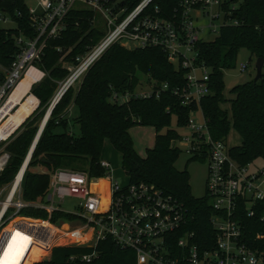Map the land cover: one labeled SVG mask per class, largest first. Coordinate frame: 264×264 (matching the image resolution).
Masks as SVG:
<instances>
[{
  "label": "built area",
  "instance_id": "built-area-1",
  "mask_svg": "<svg viewBox=\"0 0 264 264\" xmlns=\"http://www.w3.org/2000/svg\"><path fill=\"white\" fill-rule=\"evenodd\" d=\"M151 1L139 0L130 9L123 0H34V6L27 7L35 35L15 37L18 51L7 67L0 65V173L9 159L5 146L20 125L14 126L7 119L25 94H30L28 89L14 100L13 91L30 69L39 72V76L29 86L42 78L44 73L35 63L46 40L57 37L64 28L65 14L72 8L88 10L97 16L95 26L99 25L102 34L93 45L73 57L61 86L66 81L72 84L113 44L126 49L157 48L181 71V85L169 88L165 82L150 79L141 90L131 95L111 93L108 100L122 103L129 97L158 98L168 91L181 106L188 108L183 125L187 133L179 134L175 145L185 146L188 157L206 159L202 196L210 208L209 247L199 246L193 231L186 229V210L179 202L145 182L119 183L107 161L101 159L98 164L103 174L97 177L84 169L48 170L43 200L24 201L20 182L31 154L27 150L13 177L0 184V254L10 240L20 250L15 264H33L29 251L34 245L48 244L53 229L59 231L63 243L55 241L47 250L54 245L92 247L99 240L109 239L117 249L131 250L134 264H264L245 237L248 227L245 218H256L264 225V163L249 168L251 162L239 164L232 159L224 139L213 140L209 136L199 107L200 99L210 94V70L198 59L197 43L212 41L222 25L237 24L230 17L234 4L230 0H178L170 17L165 18L158 15L156 6L151 7ZM5 18L0 15V21ZM201 19L206 20L205 24H196ZM218 19L220 24L214 25ZM204 29L209 34L215 33L213 39L199 36ZM55 50L61 51L60 47ZM246 66L243 61L237 69L241 72ZM53 100L54 97L49 105ZM196 111L200 113V121L191 116ZM64 198L76 201L73 210L59 207ZM27 206L43 210L46 217L21 215L20 210ZM56 211L69 218L51 221L50 216ZM262 236L261 232L255 234V238ZM93 255L92 252L80 258L88 261Z\"/></svg>",
  "mask_w": 264,
  "mask_h": 264
},
{
  "label": "trees",
  "instance_id": "trees-1",
  "mask_svg": "<svg viewBox=\"0 0 264 264\" xmlns=\"http://www.w3.org/2000/svg\"><path fill=\"white\" fill-rule=\"evenodd\" d=\"M130 9L139 0H123ZM178 0H152L158 15L169 18ZM234 4L230 17L236 25H222L217 36L208 42L197 43L198 59L209 68L210 94L201 98L199 107L213 140L224 139L229 126L239 137V144L228 153L239 164L259 159L264 163V0H230ZM229 3V4H230ZM225 9H228L227 5ZM0 15L6 16L14 26H0V65L7 67L18 51L15 37H32L34 29L24 0H0ZM97 16L92 12L72 8L64 16V28L57 37L46 40L36 66L44 73L42 78L29 87V93L37 100L36 107L20 123L21 130L6 144L9 153L7 166L0 173V184L8 182L18 170L38 129L41 118L50 104L56 82L67 74L58 58L72 62L73 57L93 45L102 31L95 26ZM60 47L61 51L55 50ZM240 48L250 56L262 58L259 78L234 85L229 103V116L220 107L226 99L222 96L221 74L234 67ZM1 76V73H0ZM143 79H142V78ZM165 82L168 87L181 85V71L169 63L157 48L126 49L111 45L95 60L78 79L75 89L68 86L52 106L39 132L20 182V196L26 202H41L47 190L48 176L32 169L45 170L67 168L86 170L90 176H101L99 166L104 141L119 153L120 167L128 182H145L165 194H169L186 210V229L193 231L202 248L209 247L212 230L208 222L210 208L204 196L193 197L189 192L187 172L173 166L180 150L173 143L179 133L168 128L171 115L175 125L183 126L187 107L165 91L158 98L138 99L129 97L122 103H111V93L133 94L141 90L149 80ZM76 108V115L68 120V108ZM134 125L151 126L153 144L139 155L133 148L128 129ZM74 126L76 127L74 129ZM165 128L163 132L160 129ZM60 129V130H58ZM189 160L196 157H188ZM20 214L32 218H45L46 213L27 206ZM69 218L62 212H53L50 220ZM247 242L264 261V225L256 218H245ZM261 232V238L255 234ZM17 235V233H14ZM60 236L53 229L52 237ZM50 242L47 244L48 246ZM31 251V258L43 254ZM13 244L9 240L0 254V264H15L11 257ZM94 253L88 260L80 257ZM23 264H29L24 262ZM33 264H134L131 250H119L109 239L99 240L92 247L57 246L49 257Z\"/></svg>",
  "mask_w": 264,
  "mask_h": 264
},
{
  "label": "rangeland",
  "instance_id": "rangeland-1",
  "mask_svg": "<svg viewBox=\"0 0 264 264\" xmlns=\"http://www.w3.org/2000/svg\"><path fill=\"white\" fill-rule=\"evenodd\" d=\"M24 3L27 7H33L34 6V0H24ZM220 18H221V15H220ZM205 22H206L205 19H201L200 21L196 22V24H199V25L202 24L203 25V24H205ZM213 24L219 25L220 19H218L217 21H214ZM0 26L3 28H11L14 26V24L8 18H5L3 21H0ZM96 27L99 28V25ZM99 29H101V28H99ZM213 34H215V33H213ZM213 34H209V33L205 32V29H204L201 33H199V36L202 39L211 40L214 37ZM62 58L63 57L61 55L58 58V61L60 62V64L63 67H65L67 69V74H68V72H69L68 68H71L72 64H71V62L66 61ZM243 61L247 62V66L244 69V71L240 72V71H238L237 67H238L239 63H241ZM253 62H254V57L250 56L248 51L245 48H240L237 51V54L235 57L234 67L231 69H226V70L222 71L221 80H222L223 88H222L221 93H222V96L226 100L223 103H221L220 107L227 112V116H229V103L227 100L229 98H231V96H232V94L229 92V90L234 85L241 84V83H244V82L252 79V77L254 75ZM67 74L60 81L56 82L57 87L50 97L51 100L54 97V95L56 94V92L58 91V89L60 88V86L63 83V81L65 80V78L67 77ZM79 78H77L75 81L72 82V84H70V86L73 89L76 88V86L79 82V80H78ZM144 87H145V85H144ZM37 104H38V100H37ZM69 107H70V109L68 111V116H66V118H68V120L76 115V108L72 105H70ZM191 116H193V119H195L197 121L201 120L199 111L194 112ZM75 128L76 127L74 126V129ZM168 128L175 129L181 135L182 134L186 135V133H187L186 129L183 126L177 127L175 125V118L173 115H171V117H170V122H169ZM164 129L165 128L160 129V132H163ZM20 130H21V126H19L14 131V133L12 134V136L10 137L9 140H11ZM58 130H60V129H58ZM153 132H154L153 128L151 126H147V125H134L128 129V133L132 139L133 148L139 155H142L144 153L145 149L150 148L152 146V144H153ZM224 141H225L226 146L228 148L237 146L240 142L238 135L236 134V132L233 130V128L231 126H229V128L227 130V133L224 137ZM173 143L176 144L175 141ZM176 146L178 147L180 152H179L176 160L174 161L173 166L176 170H183V169L186 170L187 182L189 185L190 194L193 197H201L204 193L203 186H204V179H205V173H206V159L205 158H196L193 160H189L188 159V156H189L188 153L184 152L185 146H183L180 143H177ZM99 159H101V160L104 159L105 161H107L108 167L111 171V174L119 183L126 181V176L120 167L119 153L111 147V145L109 144L108 141H104ZM261 165H262V162L259 159H256L250 163L249 168L259 167ZM32 170L35 172L47 173V170H45L42 167H35ZM75 202L76 201L74 199L64 198L63 201L59 204V207L62 209L73 210L74 209L73 206L75 205ZM56 219H58V218H56ZM55 241L57 243H63V240L59 239V236H53L51 239V244H53ZM47 246H48L47 244H45V245H34L32 247V249L29 251V253L31 251L44 250ZM53 247H57V245L51 246L50 250ZM50 250L44 251L43 254L38 255L36 258L33 259V261L35 262V261H39L42 259H47L49 257V254H50V252H49ZM19 255H20V250L19 249L17 250L15 248V246L13 245L12 254H11L12 259L17 260Z\"/></svg>",
  "mask_w": 264,
  "mask_h": 264
},
{
  "label": "bare ground",
  "instance_id": "bare-ground-1",
  "mask_svg": "<svg viewBox=\"0 0 264 264\" xmlns=\"http://www.w3.org/2000/svg\"><path fill=\"white\" fill-rule=\"evenodd\" d=\"M39 76V72L30 69L24 77L19 81L11 98L17 100L18 97L27 92L28 87L32 80ZM36 99L31 94H25V99L21 100L17 109L10 114L7 121L11 122L14 126L21 123L25 116L29 115L30 111L35 107Z\"/></svg>",
  "mask_w": 264,
  "mask_h": 264
},
{
  "label": "water",
  "instance_id": "water-1",
  "mask_svg": "<svg viewBox=\"0 0 264 264\" xmlns=\"http://www.w3.org/2000/svg\"><path fill=\"white\" fill-rule=\"evenodd\" d=\"M262 64H263V59L262 58H255L254 59V62H253V68H254V75L252 77V81L255 82L260 74H261V69H262ZM70 85V81H66L64 82V84L58 89V91L56 92L55 96H54V100L52 101V104L49 105V107L46 109L43 117L41 118V121L39 123V126H38V129L31 141V144L29 146V149H28V153L30 154L33 147H34V144L36 142V139L39 135V132L44 124V121L46 120V118L48 117V114L52 108V106L55 104V102L59 99V97L62 95V93L67 89V87Z\"/></svg>",
  "mask_w": 264,
  "mask_h": 264
},
{
  "label": "crops",
  "instance_id": "crops-1",
  "mask_svg": "<svg viewBox=\"0 0 264 264\" xmlns=\"http://www.w3.org/2000/svg\"><path fill=\"white\" fill-rule=\"evenodd\" d=\"M30 87V86H29ZM29 87H28V89H29ZM34 97V96H33ZM35 98V97H34ZM36 99V98H35ZM36 104H37V99H36ZM69 109H70V107L68 108V111H69ZM153 137H154V132H153ZM144 154V153H143ZM142 154V155H143ZM104 160V159H103Z\"/></svg>",
  "mask_w": 264,
  "mask_h": 264
}]
</instances>
